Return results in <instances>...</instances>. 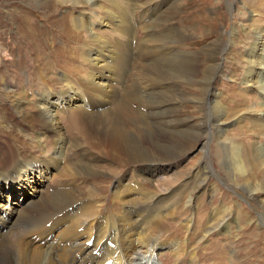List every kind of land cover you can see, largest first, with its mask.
Wrapping results in <instances>:
<instances>
[{
	"label": "bare ground",
	"instance_id": "6f19581e",
	"mask_svg": "<svg viewBox=\"0 0 264 264\" xmlns=\"http://www.w3.org/2000/svg\"><path fill=\"white\" fill-rule=\"evenodd\" d=\"M59 1L65 5L77 4L85 12L92 8L88 0ZM255 2V7L264 11V0H254L248 9H254ZM162 8L163 5L157 8L155 16L150 19V26L159 28V25L166 23L170 26L160 31L158 38L146 37L144 44H147L139 45L137 51L133 47L129 15L123 12L117 15L116 11V14L108 11L110 13L102 20L105 22H101L104 26L110 23L109 19L115 22L112 30L107 31L111 37L99 31H96L97 34L90 32L91 40L98 43L96 48L94 42L75 46L81 41L80 33L91 29L88 24L91 16L78 11L54 21L59 35L66 37V41L57 49L58 57L54 55L55 58L48 56L46 59H53L61 68L65 58L73 62L80 55L84 62L92 63L97 72L83 75L81 92L72 93L73 87L68 77L61 75V88L67 93L70 90L69 94L60 95L50 87H45L43 95L37 103H32L33 106L26 103L28 100L16 101L10 106V126L22 132L25 142L10 136L0 139V264H155V259L146 261V258L156 246L168 250L174 260L172 264H181L183 258L194 264L200 259L198 248L190 242V235L196 231L194 228H202L206 234L211 229L229 228V215L235 212L221 206V210H210L205 226H201L205 211L193 218L184 217L180 224L184 239H175V233L168 232L170 224L167 220L190 208L197 209L198 198L202 193H207L209 173L205 162L208 159L200 161V156L198 164L188 171H191L190 175L178 187L174 185L182 179H178L175 168L170 165L178 157L197 149L201 144L200 138L208 128L206 121L189 127L188 120L173 114V107L179 105L184 97L172 91L177 90L178 86L190 84L195 71L193 67L198 60L194 52L177 50L166 54V50L173 46H186L183 42L194 35L192 32L197 27H191V32L188 31L189 27L183 25L180 28L173 27V19L179 11L176 0L171 4L166 3V11H162ZM122 10L125 11L124 8ZM209 10L211 16L216 15L215 9ZM158 11H162V15ZM146 12L149 15L147 7ZM211 16L207 15L209 20ZM20 18L23 21V36L30 38L31 44H36V30L27 25V17ZM202 19L204 21V17ZM255 31L257 41L247 56L250 58V67L244 86L249 92L264 96V29L256 28ZM156 44L158 46L152 48ZM90 47L94 48L91 49L93 52L84 54L83 50ZM204 47L202 53L208 66L199 84L205 87L207 93L214 85L211 81L214 79L213 72L218 65L221 46L219 41H215ZM36 58L42 60L43 54L41 57L36 55ZM73 73L78 74V69L74 68ZM39 77L44 81L42 74ZM166 82L174 89L169 90ZM134 101L139 105L138 110L129 106ZM239 106L241 103L237 104ZM237 107L234 106L229 112L214 107L216 121L213 126L219 129L216 135L226 132L230 124L244 123L253 132L258 128L264 134V104L255 109L249 107L239 111ZM140 108L146 111L142 112ZM226 115L237 116L227 122L224 120ZM183 141L187 145L191 144V149L186 151ZM48 144L53 149L52 160L44 158ZM232 145L230 148L225 145L227 150L234 152L227 160L231 166L230 173L239 172L245 178L242 186L264 212V146L258 149L257 146L252 147L251 154L244 157L241 147ZM25 146L41 150L40 156L29 153L22 148ZM202 152L205 154L203 148ZM121 163L138 168L121 176L113 184L108 193L110 199L107 193L90 196L96 200L81 199L83 187H79L84 185V181L96 179L98 182L99 176L103 175L100 173L101 167L115 173L119 168L115 164ZM151 164L156 165L155 170H152ZM142 166L143 170L140 169ZM247 166L251 171L250 176L246 171ZM49 167H53L52 174L59 167L61 170L53 193L46 192V181L52 179L46 174ZM255 169L257 173L253 172ZM179 188H188L186 194L169 204ZM106 201H109V206L103 210L102 205ZM259 218L264 227V213ZM206 234L201 239L205 240Z\"/></svg>",
	"mask_w": 264,
	"mask_h": 264
},
{
	"label": "rangeland",
	"instance_id": "374dc122",
	"mask_svg": "<svg viewBox=\"0 0 264 264\" xmlns=\"http://www.w3.org/2000/svg\"><path fill=\"white\" fill-rule=\"evenodd\" d=\"M88 1L92 4V8L86 9L85 12L84 9L78 7L77 4L65 5L59 0H0L1 140L10 136L14 140L16 139L18 141L25 142V140H23L25 137L22 135V132L14 130L9 123V115L12 116L10 113V106L14 105V102L28 100L29 102L27 101L26 103H31L30 106H33V104L38 102L40 96L43 95V89L45 90V87H50L60 95L69 94L70 90L67 93L61 88V75L68 77L71 86L73 87L72 93L77 91L81 92V83L83 77L87 76L86 73H94V71L95 73L97 72L95 70V66H93L92 63L88 64V62H84L81 58L82 56L80 55L79 59L74 58L73 62H71L69 58H65V64L61 66V68L60 65H58L53 59H50L51 62L49 59H46L48 56L55 58L54 55H57L56 53H58L57 49H60V46L64 45V42L66 41V37H61L59 35L55 26V20L57 21L60 18L64 19L66 16L70 15V13H77L78 11L91 16L89 17L90 22L88 23L91 29H88L89 31L86 30L85 32H81V41L79 40V42L75 43V46L80 47L84 44L90 45L91 42H94L89 36L90 32H92V34H97L99 31L98 33L111 37L112 35L107 31L112 30L115 22L109 19L110 23L108 22L106 25L110 27L104 26L101 22H105L102 20L108 13H110L108 11H113L112 13L114 14L117 12V15H121V12H123L124 14L129 15L128 19L131 21L132 26L131 37L133 47L137 51L139 45L144 44L146 37L149 39L158 38L159 32L166 30V26H170L166 23L165 25H159V28L155 26L153 28L150 26L152 24L150 19L155 16V11L158 10L157 8L163 5L162 11H164L166 3L171 4L175 0H149V4L147 3L148 0ZM253 1L254 0H205L201 2L200 0H176V5L179 7V11L173 19V27L180 28L183 25L184 27H189V32H191V27L197 28L192 32L194 35L186 42H183L186 46L169 47L166 50V54H172L177 50H184L189 53L194 52L196 53L198 63L194 64L193 68L195 71L192 74L190 84L178 86L177 90L175 89L172 91L184 97V100H182L179 105L177 104L173 107V114L175 117H181L188 120L190 125L189 127H195V124H199L201 122L205 123L206 121L208 128L206 130L208 131L200 138L201 144L199 143L200 146L197 149L194 148L190 150L187 155H183L181 158L178 157V159L173 161L170 166H173V169L175 168L174 173L178 174V179H182L179 183L174 185L176 187H178L180 183L190 175L191 171H188L198 164L200 156V161L201 159H208V161L205 162V166L209 173V177L206 180L208 185L206 191L207 193H202L198 198L197 209L190 208L188 211L182 212L180 215L177 214L176 217L167 220L170 224L168 232L169 234H173L174 232L175 239L181 240L184 239V237L180 224L184 217L193 218L197 216L199 212L200 214H203V211H205V215L202 217L201 221V226H205L208 221L209 212L213 208L221 210V206H223L224 209L230 208L231 211L235 212L234 214L229 215V222L231 224L226 230L220 227L218 230L211 229L209 234H206L202 228V230L194 228L196 231L193 232L194 234L192 233L190 235V242L198 248L197 254L200 258L197 263L194 264H264V227L259 218L264 212L259 203L255 199L249 197L248 191L245 187H243L245 178L239 172L236 174L230 173L231 166L228 161L230 159L229 157L232 153L234 154V152L232 150H227L226 148L233 147L232 144L236 146L239 145L241 147V153L245 157L247 154H251V151L253 150L252 147L257 146L256 148L258 149L260 146H264V134H262L258 128L255 132H253L248 124L244 123L245 125L230 124L226 132L221 134L222 136H218L216 133L219 129L215 128L216 126H213L216 121L215 112H213L215 109L214 107H219L222 110L229 112L230 109L232 111L234 106L236 108L237 104L240 103L241 106L237 107V111L241 109H249V107H253V109H255V107H260L261 104H264L263 95L255 92L251 93L245 89L244 86V82L247 78V71L250 67V58H247V56L251 47L257 41L255 29H264V11L255 7L256 2L254 3V9H248L249 4L253 5ZM216 2L218 3L217 5L215 4ZM126 3H130L131 5H126ZM146 7L149 10V15H147V12L145 13ZM123 8L125 11L122 10ZM209 9H215L216 15L211 16ZM162 11H158V14L162 15ZM207 15L211 16L210 20ZM20 17H27L28 19L26 20L29 21L27 25L36 30V44H31V39L23 36L21 32L23 21H21ZM130 17L132 20H130ZM203 17L204 21L202 19ZM148 20L150 21L148 22ZM171 24H173V21ZM215 41L220 42L221 53L218 55V65L213 72L214 79L211 81V83L214 82V85H212L206 93L205 87L199 84V82H201L204 78L203 72H205V69L208 66L206 59H204L205 56L202 53V50L205 48L204 46L214 44ZM146 44L147 43L144 45ZM96 45H98V43L94 42V48L97 47ZM157 46L158 44L152 45V48ZM68 48L70 49L71 47ZM94 48H85L83 52L87 55L88 52H93L91 49ZM34 50H36V52L39 51L38 54ZM42 54L45 60L43 58L42 60L36 58V55L41 57ZM155 54H157V51L154 55ZM29 56L31 58H29ZM56 57H58V55ZM75 61L76 63H74ZM82 67H84V69L87 68L85 70L88 71L84 72ZM74 68L78 69V74L73 73ZM132 72L134 71H131V73ZM40 74L43 75L44 81H41V78L39 77ZM166 83L165 85L169 87V90L174 89V87H171V84ZM250 97H252V99H250ZM204 100L205 102H203ZM232 101L235 103L232 104ZM129 106L133 110H138L137 106L139 105L135 102L131 103ZM5 109L8 110L6 111ZM141 111L144 112L146 110L142 108ZM5 112H7L6 115ZM236 116L226 115L224 120L227 122L230 120L231 122V119L233 120ZM218 126L220 128L222 127L221 124ZM26 142L28 143V141ZM183 142L186 145V151L191 149V144L187 145L185 141ZM230 143H232V146ZM22 148L29 153H33L37 157L40 156L41 150L39 151L37 148L35 149L31 146H25ZM202 148L205 150V154H203ZM44 152V158L52 160L51 157L53 149H51L49 144L46 145ZM68 157L70 158V156ZM72 161L75 162V159L72 158ZM115 165L119 167L117 168L118 171H115V173L109 172V170L101 167L100 173L103 175L99 176L98 182L96 179H87L84 181V185L79 187V189L83 187L81 191L83 193L80 195L81 199L91 198L96 200L90 196H98L100 193H103L102 195L105 193L108 194L113 184H115L121 176L127 175L131 170L135 171L138 168L134 165L132 166L124 163ZM151 165L152 170H155L156 165ZM160 165L161 164H159V166ZM247 167L246 171L249 172L250 176L251 171L249 170V166ZM52 169L53 167H49L47 171L49 173L46 172L47 176L49 175L48 177H50V179L52 178L51 181H46V184L48 185L46 188L47 190L45 189L46 186L44 187V190H46V192L48 191V193H53V191H55V185L59 182V173L61 171L59 167L57 171L55 170L52 174ZM140 169L143 170V166ZM253 172L257 173L258 170L255 169ZM169 173L170 172L167 174L170 175ZM186 174L187 176L185 177L184 175ZM93 187L96 189H93ZM192 188L193 185L191 186V189ZM187 189L188 188H179L169 204L182 198L186 194ZM58 190H60V188ZM260 197H262V195ZM107 198L110 199L109 194L107 195ZM234 201L236 202L235 206L233 205L235 203ZM108 204L109 201H106V203L102 205V209L106 210L107 206H109ZM179 211L180 210L177 212L179 213ZM175 229H177V231H175ZM204 234H206L205 240L201 239ZM167 251L168 250L165 249L161 250L158 246H156L148 258H146V261L149 259H155V264H172L174 260ZM181 264L192 263L187 258H183Z\"/></svg>",
	"mask_w": 264,
	"mask_h": 264
}]
</instances>
